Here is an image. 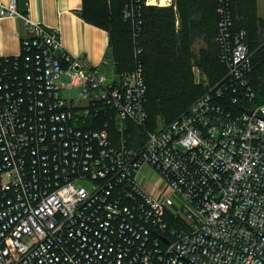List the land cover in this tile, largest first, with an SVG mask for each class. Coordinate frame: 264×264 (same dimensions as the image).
<instances>
[{
  "label": "built area",
  "instance_id": "2783aa9c",
  "mask_svg": "<svg viewBox=\"0 0 264 264\" xmlns=\"http://www.w3.org/2000/svg\"><path fill=\"white\" fill-rule=\"evenodd\" d=\"M0 15L30 32L0 56V264H264L247 226L264 233V95L229 0L223 78L155 129L141 47L133 71L109 75L17 0Z\"/></svg>",
  "mask_w": 264,
  "mask_h": 264
},
{
  "label": "trees",
  "instance_id": "16d2710c",
  "mask_svg": "<svg viewBox=\"0 0 264 264\" xmlns=\"http://www.w3.org/2000/svg\"><path fill=\"white\" fill-rule=\"evenodd\" d=\"M147 0H83L80 15L89 23L106 29L109 32L108 54L114 57L115 72L122 73L133 71L136 68V48L142 49L139 54L144 68V75L148 87L147 102L145 108L148 112V124L155 129L160 120L172 121L178 117L188 105L193 103L202 93L192 81L190 74L189 41L185 29H175V12L172 7H157L146 4ZM197 10L201 0H191ZM197 2V3H196ZM221 0H205L207 5H212V15ZM235 26L245 28L251 49L254 50L253 37L255 22L264 28V19L254 14L255 0H229ZM132 4L136 6L137 17L140 20V34L135 38L133 22L125 16ZM197 4V5H196ZM177 11L185 20L186 12L184 3L177 0ZM248 16L243 25L236 19V13ZM218 15V16H217ZM219 14H216L214 35L217 33ZM253 19V20H252ZM201 25L198 18L194 24ZM202 26H204L202 24ZM209 29V28H207ZM206 29V30H207ZM211 34V33H210ZM192 40V39H191ZM261 61L256 67L260 74H264V51L257 56ZM255 61V57H254ZM256 62V61H255ZM211 80H215L226 72V68L219 58V46L215 52L206 56V60L200 62ZM254 80V79H253ZM257 82V78H255ZM200 93V94H199ZM260 93H262L260 91ZM169 121V122H170ZM155 125V126H153Z\"/></svg>",
  "mask_w": 264,
  "mask_h": 264
},
{
  "label": "crops",
  "instance_id": "0c3cea01",
  "mask_svg": "<svg viewBox=\"0 0 264 264\" xmlns=\"http://www.w3.org/2000/svg\"><path fill=\"white\" fill-rule=\"evenodd\" d=\"M11 0H0L7 5ZM83 0H17L21 14L51 28H57L64 46L72 55H83L88 65L98 66L109 75L115 72V61L108 54L109 32L87 22L81 15ZM30 32L18 16L0 15V56L17 55L22 39Z\"/></svg>",
  "mask_w": 264,
  "mask_h": 264
},
{
  "label": "rangeland",
  "instance_id": "374dc122",
  "mask_svg": "<svg viewBox=\"0 0 264 264\" xmlns=\"http://www.w3.org/2000/svg\"><path fill=\"white\" fill-rule=\"evenodd\" d=\"M151 3L149 5H156L157 7H172L175 12V29L181 30L182 25L183 29L186 30L188 36L190 37L189 41V53H190V74L192 75V81L198 86L199 92H204L208 87L216 84L219 80H221L224 76V73L217 77L215 80H211L209 74L204 71V68L200 65V62L206 60V56L215 52L217 49V40L216 35H214V29L216 27L215 17L216 14H219V6L214 14L215 17L212 15V5H207L205 0H201L200 5L198 6L197 10H193L195 4L192 3L191 0H181L184 3V8L186 12L185 20L182 21L179 12L177 11V0H166L164 4L161 3V0H150ZM197 3V2H196ZM197 5V4H196ZM254 14L256 17H260L264 19V0H255V10ZM218 16V15H217ZM201 20V25L198 23L196 27H194L195 22L197 19ZM237 21H240L243 25L248 20V16H245L243 13L238 14L236 13ZM253 20V19H252ZM255 32L253 37V56L255 57V64L256 66L261 65V61L258 60L257 56L260 51H264V28L261 24L255 22ZM202 24L204 26H202ZM209 28V29H207ZM207 29V30H206ZM211 33V34H210ZM192 39V40H191ZM252 74V78H257L256 85L259 87L260 91L264 95V74H260L257 70ZM64 80H67V77H64ZM199 93V94H200ZM189 106V105H188ZM188 106L178 115L182 114ZM170 121V120H169ZM168 122H162L161 120L153 125L156 128L165 125Z\"/></svg>",
  "mask_w": 264,
  "mask_h": 264
},
{
  "label": "water",
  "instance_id": "95a60500",
  "mask_svg": "<svg viewBox=\"0 0 264 264\" xmlns=\"http://www.w3.org/2000/svg\"><path fill=\"white\" fill-rule=\"evenodd\" d=\"M58 53H59V52H58ZM256 116L264 120V117H261V116H258V115H256ZM245 224H246V223H245ZM246 225H247V224H246ZM247 226L250 227V228H251L256 234H258L259 236L264 237V233H261V232L257 231L256 229L252 228V227L249 226V225H247ZM190 261H191L192 263H194V264H200V263H197V262H195V261H193V260H191V259H190Z\"/></svg>",
  "mask_w": 264,
  "mask_h": 264
},
{
  "label": "bare ground",
  "instance_id": "6f19581e",
  "mask_svg": "<svg viewBox=\"0 0 264 264\" xmlns=\"http://www.w3.org/2000/svg\"><path fill=\"white\" fill-rule=\"evenodd\" d=\"M165 1H166V0H161V3L164 4V3H166Z\"/></svg>",
  "mask_w": 264,
  "mask_h": 264
}]
</instances>
